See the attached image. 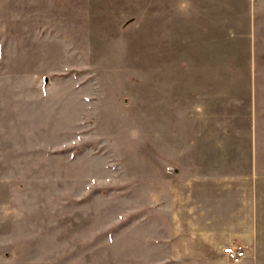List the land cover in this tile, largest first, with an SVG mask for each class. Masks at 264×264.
I'll return each instance as SVG.
<instances>
[{"label":"rangeland","instance_id":"rangeland-1","mask_svg":"<svg viewBox=\"0 0 264 264\" xmlns=\"http://www.w3.org/2000/svg\"><path fill=\"white\" fill-rule=\"evenodd\" d=\"M233 176L264 264V0H0V264L230 261L183 218Z\"/></svg>","mask_w":264,"mask_h":264},{"label":"crops","instance_id":"crops-1","mask_svg":"<svg viewBox=\"0 0 264 264\" xmlns=\"http://www.w3.org/2000/svg\"><path fill=\"white\" fill-rule=\"evenodd\" d=\"M213 180H224L216 176L211 177ZM207 180V176L192 177L185 184L191 185L202 184ZM233 188L225 192L221 191V195L214 190L208 191L198 187L196 195L195 188H191L189 194L191 197L185 198V210L183 224L186 234L193 237L201 238L198 249L192 248L194 252L197 250L203 252V248L208 247L207 251L220 249L224 253V242L235 245V176L230 180ZM189 231V232H187ZM195 240H191L194 243ZM192 246V245H191ZM195 247V245H194ZM200 247V249H199ZM225 254V253H224ZM226 255V254H225ZM228 258V256L226 255ZM232 260L210 259L189 262V264H237ZM241 264H246L242 262Z\"/></svg>","mask_w":264,"mask_h":264},{"label":"built area","instance_id":"built-area-1","mask_svg":"<svg viewBox=\"0 0 264 264\" xmlns=\"http://www.w3.org/2000/svg\"><path fill=\"white\" fill-rule=\"evenodd\" d=\"M223 250L228 258L234 262H240L246 256V250L242 245H229Z\"/></svg>","mask_w":264,"mask_h":264}]
</instances>
